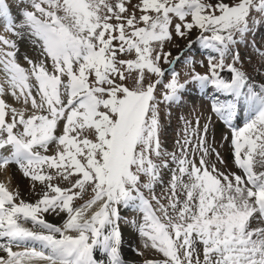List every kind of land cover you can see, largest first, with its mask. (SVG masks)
I'll list each match as a JSON object with an SVG mask.
<instances>
[{"label": "snow or ice", "instance_id": "1", "mask_svg": "<svg viewBox=\"0 0 264 264\" xmlns=\"http://www.w3.org/2000/svg\"><path fill=\"white\" fill-rule=\"evenodd\" d=\"M20 4L17 23L7 0H0V20L13 35L27 31L40 51L37 59L24 57L26 69L17 61L16 42L0 36V72L8 85L0 83V172L15 165L34 192L37 184L40 188L33 203L0 182V253L5 254L0 264H99L93 255L97 248L110 264H123L121 205L143 214L136 227L145 247L166 258L145 264H264V85L257 90L249 83L235 66L239 53L230 49L237 34L243 38L260 22L258 16L264 19V0ZM193 29L219 58L210 57L207 71L193 70L184 83L172 69L163 100L178 101L189 82L210 83L231 97L212 106L230 127L237 108L245 105L249 119L233 128L231 139L239 172L222 171L207 159L215 154L219 164L226 163L204 136L195 146L201 152L198 163L186 155L187 137L179 157L161 151L154 93L166 74L160 62H174L164 45L173 33L186 38ZM257 52L264 57V51ZM226 55L233 63L225 64ZM225 67L228 80L220 75ZM7 95L22 106L9 104ZM165 156L176 167L167 203H161L155 194L147 199L141 188L152 192L160 170L169 167ZM89 190L90 198L76 205ZM44 213H63L66 219L57 226Z\"/></svg>", "mask_w": 264, "mask_h": 264}, {"label": "rangeland", "instance_id": "2", "mask_svg": "<svg viewBox=\"0 0 264 264\" xmlns=\"http://www.w3.org/2000/svg\"><path fill=\"white\" fill-rule=\"evenodd\" d=\"M225 2H235V0H225ZM7 3L12 8L16 22L19 23L21 17L17 15V11L18 8H22L24 5L20 4V0H7ZM257 19L260 20V22L251 25V30L245 33L243 38H241L239 34L234 37L237 42L230 45V49L233 54L239 53L240 62L236 63L235 66L244 71L248 76L249 83L253 84L254 87L259 90V86L264 85V57L258 54L257 49L264 51V19L259 16ZM199 34V29H193L186 38H181L173 33L172 41L166 42L164 45L163 50L165 52H171V57L169 59L174 62L172 64L165 63L163 60L160 62V67L165 70L166 74L162 78L163 83L157 85L154 93L160 119L161 151L164 153H176L179 157L181 154V145H183L184 139L187 137L191 143L187 146L186 155L189 159H194L198 163L201 152L197 151L195 146L199 142L200 137L204 136L207 145L210 148H214L226 163L219 164L215 154L209 155L207 159L212 163H216L217 167L222 171L239 172L240 170L235 168L233 164L231 139L233 128L239 129L243 127L245 122L249 119V112L245 105L241 103L237 108L236 115L232 118L230 127L228 122L212 110V106L216 101L223 103L231 99V97L228 94L220 92L210 83L201 87L196 82H189L186 84L185 88L178 93L180 97L178 101L165 102L163 100V94L168 91L164 88V84L171 80L172 69L179 74L178 78L180 83H184L185 80L189 79L188 74L193 70L196 73L204 74L207 71L210 57L219 58V53L212 49L204 48L201 45L198 41ZM0 36L16 42L19 48L17 61L24 68L28 69L30 67L24 60L25 56L33 59L39 57L40 50L33 44V38L27 31L23 32L22 37L16 36L6 31L4 25L2 30H0ZM190 41L192 42L191 47H189ZM180 53L182 54L179 56ZM176 57H180V59L175 60ZM201 62H203V64H201ZM230 63H233L231 55H226L225 64L227 65ZM220 75L226 80L231 78V74L227 70V67H225ZM149 77L151 80L157 79V77L152 74H149ZM147 82L148 78H146V83ZM205 125H207L206 135L204 133ZM225 137H227V139H225ZM177 141H180V144H178ZM164 158L169 160V167L160 170L159 182L154 185L152 192L141 188V191L147 199L151 200L152 195L155 194L157 197H160L161 203H167L164 197L167 194L172 169L176 167V165L171 162L170 157L165 156ZM15 167L17 168V166ZM17 171L22 174L18 168ZM1 173L0 182L5 181L4 183H10L9 185L7 184V186L12 190H14V188L16 189V187L13 188L11 177L7 171ZM142 179L144 178L142 177ZM90 196L91 192L89 190L84 194L83 200L75 201L76 205L83 203L85 200L89 199ZM36 200L30 201L26 199L25 201L34 203ZM152 204L153 207L156 206L155 201H152ZM118 207L121 217L118 221L119 228L128 231L130 235H132L134 254H136L141 261L145 262L148 260L163 261L166 259L161 253L152 249L150 245L145 247V238L140 235L136 227V224L143 222V214L135 207H125L123 205ZM90 214L91 213H89V215ZM52 216L56 215L52 213L43 214V218L47 219L52 218ZM62 218L63 221L60 225H62L66 219L64 214ZM13 249L18 248L14 246ZM20 250L22 251L23 249Z\"/></svg>", "mask_w": 264, "mask_h": 264}, {"label": "bare ground", "instance_id": "3", "mask_svg": "<svg viewBox=\"0 0 264 264\" xmlns=\"http://www.w3.org/2000/svg\"><path fill=\"white\" fill-rule=\"evenodd\" d=\"M4 26V22L2 20H0V30H2ZM0 83H4V75L2 72H0ZM4 87L7 89L8 85L6 83H4ZM6 100H8L7 102L9 104H12L15 107H21L22 104L19 101H16L14 97H12L11 95H7L5 97ZM7 173L10 175L11 177V184L14 187H16V189L14 188V190L19 191V193L21 194V197L26 200H36L38 199V195L37 193L39 192V188L40 186L37 184V189L34 192L32 190V182L28 179V178H24L22 177L23 175L20 174L17 171V168L15 167V165H10L7 169ZM2 173L0 172V175ZM5 182V181H4ZM6 184H10V183H6ZM63 215V213H61ZM61 216H52V218L47 219L44 218L47 222L54 224V225H60L63 221V218ZM27 227H32L31 223L26 224ZM121 231V244H120V256L121 259L123 261V264H145V261H141V259L134 254L133 252V238L132 235H130V233L122 228H120ZM36 247L40 249V246L37 244ZM17 251V250H14ZM47 251V250H45ZM0 255H5L4 253H0ZM94 258L99 262V264H110V258L108 257V255L106 253H104L103 251H101L99 248L94 250ZM155 261V260H154ZM36 264H43V262H36Z\"/></svg>", "mask_w": 264, "mask_h": 264}]
</instances>
